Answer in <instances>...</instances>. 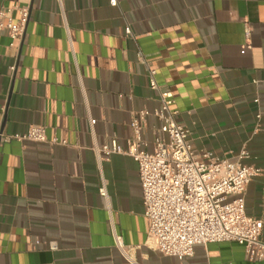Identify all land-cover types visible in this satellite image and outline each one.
Masks as SVG:
<instances>
[{
    "label": "crops",
    "instance_id": "1",
    "mask_svg": "<svg viewBox=\"0 0 264 264\" xmlns=\"http://www.w3.org/2000/svg\"><path fill=\"white\" fill-rule=\"evenodd\" d=\"M3 5L30 10L13 46L0 31V135L39 125L50 143L0 140V264H264L248 260L238 243L197 245L183 261L148 247L138 165L102 151L113 138L127 148L132 114L161 107L141 51L160 89L173 92L172 108L195 152L225 158L247 149L245 164L262 169L245 207L264 222V0ZM12 17L17 22L18 12ZM161 125L147 119L150 152ZM113 231L133 248L134 263L115 246Z\"/></svg>",
    "mask_w": 264,
    "mask_h": 264
},
{
    "label": "built area",
    "instance_id": "2",
    "mask_svg": "<svg viewBox=\"0 0 264 264\" xmlns=\"http://www.w3.org/2000/svg\"><path fill=\"white\" fill-rule=\"evenodd\" d=\"M110 3L115 7L118 0H110ZM29 10V6L21 5L0 8V31L7 32L13 41L11 46L23 38ZM14 12L19 14L17 22L12 17ZM126 32L133 36L130 27ZM245 34L247 38L251 35L248 23L245 24ZM138 60L149 68V85L160 93L161 107L132 114L130 127L134 138L128 141L127 148L113 138L111 146L103 147L102 151L107 155H129L138 165L145 215L150 221L148 247L183 261L194 254L197 245L238 243L245 247L248 260L263 261L261 235L264 222L249 217L245 207L247 188L255 177L262 175V169L245 164L250 159L247 149H242L236 157L225 158L208 151L195 152L191 132L177 121L178 112L172 108L175 103L173 92L160 89L157 71L141 51ZM14 69L11 67L12 71ZM150 116L162 123L155 132L151 152L145 149L148 143L143 140ZM91 123L95 124V121L91 120ZM2 138L5 142L50 143L46 128L39 125L31 126L22 135H0V140ZM100 193L106 195L103 188ZM113 236L115 246L134 263L131 258L133 248L128 247L116 231ZM51 248L56 250V243H52Z\"/></svg>",
    "mask_w": 264,
    "mask_h": 264
}]
</instances>
